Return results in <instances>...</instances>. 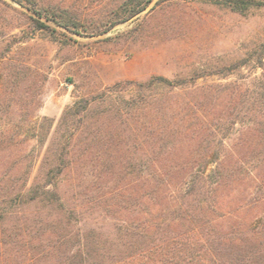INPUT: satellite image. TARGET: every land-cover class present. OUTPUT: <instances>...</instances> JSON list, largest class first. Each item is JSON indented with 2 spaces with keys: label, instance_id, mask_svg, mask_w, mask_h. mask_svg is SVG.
Wrapping results in <instances>:
<instances>
[{
  "label": "rangeland",
  "instance_id": "1",
  "mask_svg": "<svg viewBox=\"0 0 264 264\" xmlns=\"http://www.w3.org/2000/svg\"><path fill=\"white\" fill-rule=\"evenodd\" d=\"M117 3L118 0H0V56L5 55L20 67L4 68L0 64V134L6 131L16 137L14 144L0 145V189L9 187L13 177L19 180L18 187L23 184L21 172L31 163L35 169L29 186L33 183L43 153L56 137L62 114L82 98L94 97L117 86V90L124 91L122 94L126 95L130 89L135 93L132 95H137L128 83L147 85L155 77L179 82L180 86L175 88L156 84L141 90L143 97L152 103L174 107L172 110L157 107L146 120L138 121V141L133 143L139 150L138 158L144 160L147 168L151 164L166 168L197 161L192 155L204 149L207 137L192 124L215 123L216 118H226L227 107L232 102L247 104L250 96L260 91L264 77V60L259 61V56L264 54V9L243 16L205 1L171 2L150 13L151 6L105 34L91 36L93 29L102 33L109 27L106 23L100 26V21L115 10ZM45 10L66 11L75 21H84L87 30L71 32L59 27L54 31L56 25L39 19L38 12L46 15ZM33 19L51 28L35 30ZM125 95L122 98L115 95L113 100L125 101ZM186 102L193 103L197 122H189L185 113L179 115ZM243 109V112L247 110ZM245 115L247 122H237L224 153H231L234 160L243 162L246 169L264 178V163L260 164L251 155V150L259 144L257 128L248 122L259 120L261 114L255 110ZM43 118L51 120L53 125L44 148L38 137L25 141L28 131L37 132L35 127H30L38 126ZM150 119L156 121L158 133L144 127ZM75 153L71 157L74 167L89 160L85 159L86 154L85 160L83 156L78 159L81 146L75 148ZM74 174L67 172L60 183L65 202L63 212L70 219L59 208L29 198H10L0 191V233L5 234L9 243L4 251L6 264H38V218L50 215L48 221L58 220L64 234L80 230L85 235L94 231L101 235L103 243L117 242L118 229L137 217V211H143L145 218L153 221L163 211H170L167 206L175 205L181 196L178 190L167 199L153 200L150 181L140 190L142 198L137 206L132 197L136 199L138 194L133 192L136 188L133 182L138 177L131 175L117 182L131 202L125 211L104 203L91 209L92 197L86 192L89 187L78 184ZM246 177L245 172L214 199L219 202L218 207L226 205L230 210L236 206L241 208L238 211L263 215L264 200L259 202L263 186L249 182ZM181 181L175 182L177 188ZM76 184L80 187L74 189ZM3 196L9 199L3 200ZM243 200L254 204L245 206ZM75 206L77 211H73ZM58 263V258L50 257L46 264Z\"/></svg>",
  "mask_w": 264,
  "mask_h": 264
},
{
  "label": "trees",
  "instance_id": "2",
  "mask_svg": "<svg viewBox=\"0 0 264 264\" xmlns=\"http://www.w3.org/2000/svg\"><path fill=\"white\" fill-rule=\"evenodd\" d=\"M189 1L209 2L243 16L264 9V0H118L115 10L100 21V26L106 23L109 27L102 33L93 29L90 34L91 36L105 34L112 27L140 16L151 6L153 7L150 13L163 4ZM45 11L46 15L38 12L39 19L56 25L54 31H58L59 27L71 32H78L82 28L87 30L84 21H75L66 15V11L65 13ZM33 21L36 22L35 30L51 28L42 21L36 19ZM263 60L264 54L259 56V61ZM0 64L4 68H20L5 55L0 56ZM261 81L260 91L250 96L247 104L232 102L227 107L226 118H216L215 123L192 124L207 137L204 149L192 155L197 161L176 163L166 168L154 164L147 168L144 160L138 158L139 150L133 143L138 141L139 129L136 127L138 121L146 120L147 115L157 111V107L166 106L167 109L170 108L169 110L174 107L152 103L149 98L143 97L141 90L145 86L156 84L175 88L180 86L179 82L173 83L163 77H155L147 85L128 83L134 92L137 91V95H132L135 93L130 89L126 95L122 94L124 91L117 90V86L94 97L75 101L62 114L56 137L44 151L33 183L29 186L35 169L31 163L23 173L21 172L23 184L18 187L19 180L11 177L10 186L1 188V192L10 198H29L32 202L59 208L67 219L70 217L63 212L65 202L60 191L62 177L67 172L75 173L74 178L78 184L84 183L89 187L86 192L92 197L89 201L91 209L104 203L109 208L125 211L131 202L129 197H126L127 192L117 182L131 175L138 177L137 182H133L136 187L133 192L138 193L136 197L138 201L132 197L133 201L138 202L137 206L142 198L140 190L150 181L153 200L167 199L168 195L173 196L178 190L181 196L175 205L167 206L170 211H163L160 217L153 221L146 219L143 211H137V217L118 229L117 242L108 240L103 243L101 235L94 231L85 235H82L80 230L64 234L60 232L63 227L58 220L48 221L50 215L45 219L38 218V264H46L50 257L58 258V264H264V214L254 215L253 211H238L241 208L238 209L236 206L228 210L226 205L218 207L219 202L214 199L219 191L231 183L235 184L246 172V179L249 182L260 183L263 186L260 197L262 199L258 201L264 200V178L259 173L246 169L243 162L234 160L231 153H224L229 134L237 122H247L245 114L258 110L261 118L248 120L256 126L259 140L258 147L251 150V155L260 164L264 163V77ZM115 95L118 98L125 95L126 100H113ZM192 105V102L183 103V107L180 108L182 112L179 114L185 113V117L191 123L198 121ZM243 108L247 110L243 112ZM154 122L156 121L150 119L144 123V127L146 129L151 127L158 133L159 130H155L157 123ZM34 125L30 128L35 127L38 135L37 132L28 131L25 134V141L38 137V142L44 148L53 126L52 121L43 118L38 122V126ZM172 131L174 129L170 130ZM61 132L63 133L60 134ZM14 141H16L14 135L6 131L0 134V145H12ZM77 146H81V155L78 159H81V156L84 159L86 154L85 159L89 160L82 162V159V163L74 167L71 160L76 154ZM212 166L214 168L208 173ZM177 180H182L179 188L175 186ZM76 185L73 186L74 189L80 187ZM163 189L166 190L160 191ZM7 196H3V200L9 199ZM241 203H246L245 206L254 204L246 200ZM74 208L73 211L78 210V206ZM4 236L5 234L1 232L0 264H6L7 261L4 258V251L5 245L9 243Z\"/></svg>",
  "mask_w": 264,
  "mask_h": 264
}]
</instances>
